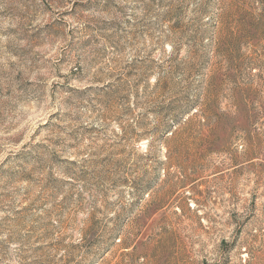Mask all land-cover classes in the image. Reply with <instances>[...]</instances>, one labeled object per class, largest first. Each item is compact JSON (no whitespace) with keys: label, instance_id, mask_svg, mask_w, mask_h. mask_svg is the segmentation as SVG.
<instances>
[{"label":"rangeland","instance_id":"obj_1","mask_svg":"<svg viewBox=\"0 0 264 264\" xmlns=\"http://www.w3.org/2000/svg\"><path fill=\"white\" fill-rule=\"evenodd\" d=\"M0 264H264V0H0Z\"/></svg>","mask_w":264,"mask_h":264},{"label":"trees","instance_id":"obj_2","mask_svg":"<svg viewBox=\"0 0 264 264\" xmlns=\"http://www.w3.org/2000/svg\"><path fill=\"white\" fill-rule=\"evenodd\" d=\"M231 105L232 109L228 111H218L217 107L214 109L212 102L210 100L206 102L198 101H189L187 103V114L177 122L178 119H175L177 124L167 129L168 134L170 133L169 141L174 142L177 135L189 134L193 135L195 133H201L202 130L209 129H219L226 128H237L235 117L239 115L241 108L239 105ZM235 106V107H233ZM179 109L181 107H178ZM177 111V110H176ZM184 112V111H183ZM180 120V118H179Z\"/></svg>","mask_w":264,"mask_h":264}]
</instances>
